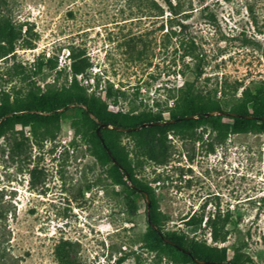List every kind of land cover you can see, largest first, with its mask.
Wrapping results in <instances>:
<instances>
[{"label":"rangeland","instance_id":"374dc122","mask_svg":"<svg viewBox=\"0 0 264 264\" xmlns=\"http://www.w3.org/2000/svg\"><path fill=\"white\" fill-rule=\"evenodd\" d=\"M172 2L175 13L160 0H0V13L25 24L34 44L0 58V96L67 86L71 51L91 65L77 77L88 93L123 113L167 117L187 81L216 91L226 110L244 88L264 91V0ZM37 59L57 67L33 69ZM79 108L59 111L53 137L28 127L0 137V264H61L57 246L73 264H173L142 247L146 201L111 184L71 124ZM119 140L135 150L128 135ZM145 141L159 150L152 134ZM164 144L160 162L142 157L135 172L169 218L163 234L181 230L226 248L228 260L264 264V133L219 138L201 126L169 131ZM227 211V239L213 243L205 219ZM192 215L204 216L200 226L185 225Z\"/></svg>","mask_w":264,"mask_h":264},{"label":"trees","instance_id":"16d2710c","mask_svg":"<svg viewBox=\"0 0 264 264\" xmlns=\"http://www.w3.org/2000/svg\"><path fill=\"white\" fill-rule=\"evenodd\" d=\"M167 9L175 13L177 4L172 0H160ZM30 34L25 24L15 23L9 14L0 13V58L13 56L15 47L20 45L24 49H33V38L27 39ZM71 80L67 86L56 88L49 86L42 90L39 86H33L25 93L16 92L12 96L3 92L0 96V137L7 130L21 132L28 127L32 136L53 137L58 131L60 121V110L69 106L80 107V118L71 124L78 134L87 138L97 156L99 164L103 167L107 178L114 186L124 187L125 196L139 195L144 199L142 192L131 188L134 185L140 191L146 193L150 206L148 209V219L146 213V228L141 237L142 247L148 251L159 253L168 258L173 264H201L193 259L203 260V264L233 263L243 264L233 257L228 260L226 248L207 246L205 243L196 242L181 230L169 231L164 235L163 230L169 222V218L160 211L158 201L153 193V189L148 183L136 177V168L142 166L141 158L160 162L165 156V138L169 131L177 134L190 133L197 127H209L216 132L219 138L227 133L244 134L264 133V91L256 90L253 94L248 88H244L241 97L230 105L229 109H224L221 100L216 97V91L196 90L193 81L186 82L178 91V96L170 98L174 100V105L168 110V116L164 117L162 111H142L139 113L121 112L114 110L116 104L111 107L105 104L101 98L93 93H88V88L83 85L77 77L84 78L91 67L88 58L83 54L69 53ZM45 63L37 59L33 64V69L41 70L47 66L54 70L57 65L51 59H46ZM84 106L86 109L82 108ZM231 112L250 118H238L232 116L209 115V112ZM92 114L98 122L107 124L110 127L129 129L128 132L114 130L112 128H102L97 135L98 122L90 117ZM194 116L192 119L185 117ZM174 120V123L165 126L142 127L134 130L144 123L164 122ZM152 134L156 138L159 148L154 151L151 142L145 141V134ZM121 135H128L134 142L135 150L129 152L119 140ZM147 207V205H146ZM229 212H214L209 214L204 222V227L209 229L211 241L213 243H224L229 234L226 228L230 221ZM204 219L203 215L190 216L184 223L188 227L200 226ZM155 228H154V227ZM163 237L170 240L172 244L165 243ZM264 244V234L262 236ZM181 247L183 251H180ZM187 251L189 254H186ZM55 255L61 264H73L68 257L59 251L57 246Z\"/></svg>","mask_w":264,"mask_h":264},{"label":"water","instance_id":"95a60500","mask_svg":"<svg viewBox=\"0 0 264 264\" xmlns=\"http://www.w3.org/2000/svg\"><path fill=\"white\" fill-rule=\"evenodd\" d=\"M69 107H71V106H69ZM82 108L86 109L84 106H82ZM209 115H222V116H232V117L250 118V119L253 118L251 116H244V115H239V114H235V113H231V112H225V111H222V112H209V113L206 114V116H209ZM8 116L9 115L4 116L3 118H1L0 122L2 120H4L6 117H8ZM90 117L93 120H95L96 122H98L97 119L92 114H90ZM192 118H194V116L185 117V119H192ZM263 120H264V118H263ZM174 122H175L174 120H171V121H164V122L144 123V124H142V125L137 126L136 128H134V130H139L142 127H151V126H156V125L165 126L167 124L174 123ZM102 128H112V127H110L107 124H103V123L98 122V128L96 130L98 136H100L99 130L102 129ZM112 129L118 130V131H123V132H128L129 131V129H123V128H118V127H114ZM130 186H131V188H135L137 191L142 192V194L144 195V199H145L146 205H147V207H146V213H147V219H148V209H149L150 203H149V200H148V197H147L146 193L143 192V191H140L139 189H137L136 187H134V185H132V184H130ZM163 240H164L165 243H168V244H172L173 245V243L170 240L166 239L165 237H163ZM178 249L180 251H183V249L181 247H178ZM185 252H186V254H189L187 251H185ZM193 260L195 262H197V263H201V264L205 263V261H203V260H197V259H193ZM218 264H233V263H222V262H219Z\"/></svg>","mask_w":264,"mask_h":264}]
</instances>
